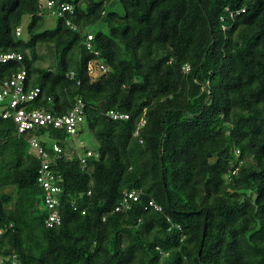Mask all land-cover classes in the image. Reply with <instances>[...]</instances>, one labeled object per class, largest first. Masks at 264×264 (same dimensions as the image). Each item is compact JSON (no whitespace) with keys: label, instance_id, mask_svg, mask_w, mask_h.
Returning <instances> with one entry per match:
<instances>
[{"label":"trees","instance_id":"1","mask_svg":"<svg viewBox=\"0 0 264 264\" xmlns=\"http://www.w3.org/2000/svg\"><path fill=\"white\" fill-rule=\"evenodd\" d=\"M41 1L0 0V54L22 58L0 62V84L23 65L40 89L28 108L61 115L81 99L84 118L75 135L30 132L61 178V223L47 227L40 159L0 103V264H264V0H118L122 13L65 0L73 12L52 28ZM101 100L128 118H102ZM84 127L98 153L87 170ZM130 189L139 199L113 211Z\"/></svg>","mask_w":264,"mask_h":264},{"label":"built area","instance_id":"2","mask_svg":"<svg viewBox=\"0 0 264 264\" xmlns=\"http://www.w3.org/2000/svg\"><path fill=\"white\" fill-rule=\"evenodd\" d=\"M73 12V4L65 0H43L37 5L38 15H51L55 18L63 17L65 13ZM244 12V8L229 9L227 8V16L233 18L235 15ZM223 20L224 17H221ZM66 24L71 28H75V25L66 20ZM222 29H226V25H222ZM21 26L16 27L15 34L18 36L21 34ZM93 35L87 33V37L84 44L87 49L92 51L91 40ZM97 54V51H94ZM21 55L15 52H7L0 54V62H7L9 60L20 61ZM98 68L102 71L105 70L103 63L98 64ZM184 70H188V65L183 66ZM72 76V74H71ZM39 87H32L26 89V69L22 65L21 68L9 79L4 80L0 84V103H4V110L1 113L3 118H11L16 125V132L18 134L28 135L27 140L29 142V152L36 155L40 159V164L37 169L36 182L41 187L42 201L46 207V215L44 218V224L47 227L57 226L61 223V217L58 211L60 205V194L62 187L60 185V174L51 167V157L47 149L42 145L41 139L44 137L32 134L31 130L39 126L51 125L53 127H62L71 135H75L79 126L83 122L84 104L81 99H77L73 106L66 113L61 115L52 114L43 108H28L26 102L33 100L38 95ZM110 119L120 120L128 118V114L122 113L116 110H108L105 112ZM144 122L143 116L141 117L138 126ZM138 134V127L133 132V135ZM83 142L79 140V144ZM52 150L57 155L61 151V147L53 141ZM77 156L79 158L80 168L87 170L88 161L90 156L97 157L98 153L89 148L85 150H78ZM235 170H233V173ZM141 194L140 189H130L123 192V196L119 203L115 206L113 211H126L130 208L131 202L139 199ZM146 207H151L156 211L161 210V206L152 199L146 204ZM0 229V233H1ZM8 259V258H7ZM2 257L0 256V261ZM10 264H23L18 260L15 254L10 256Z\"/></svg>","mask_w":264,"mask_h":264},{"label":"rangeland","instance_id":"3","mask_svg":"<svg viewBox=\"0 0 264 264\" xmlns=\"http://www.w3.org/2000/svg\"><path fill=\"white\" fill-rule=\"evenodd\" d=\"M115 1H116V4H115L114 8L118 12L122 13L123 12L122 6L120 5L118 0H115ZM23 20H24V23H27L28 20H29V17L26 15V16H24ZM44 20H45V27H47V28H52L56 24V18L54 16L45 14L44 15ZM95 29H97V26L92 28V30H95ZM46 62L49 63L50 60L48 59ZM89 66H90V74L92 75V77L97 76L98 75V71L96 69L97 65L95 64V62H90ZM78 138L81 139L82 142L89 149L95 150L97 148V141H96V139L93 137V135L90 133V131L87 128L84 127L83 132L80 134V136H78ZM78 138H77V141H78Z\"/></svg>","mask_w":264,"mask_h":264},{"label":"water","instance_id":"4","mask_svg":"<svg viewBox=\"0 0 264 264\" xmlns=\"http://www.w3.org/2000/svg\"><path fill=\"white\" fill-rule=\"evenodd\" d=\"M98 108L102 118L110 120L109 116L105 113L108 110V104L105 100H101L98 102Z\"/></svg>","mask_w":264,"mask_h":264}]
</instances>
